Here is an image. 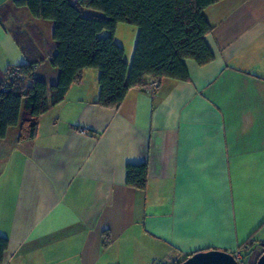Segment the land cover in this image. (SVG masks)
I'll return each mask as SVG.
<instances>
[{"label": "crops", "instance_id": "obj_1", "mask_svg": "<svg viewBox=\"0 0 264 264\" xmlns=\"http://www.w3.org/2000/svg\"><path fill=\"white\" fill-rule=\"evenodd\" d=\"M12 2L0 0V78L37 64L35 77L52 85V23ZM203 13L213 60H185L188 81L161 79L153 94L130 89L110 110L96 105L99 72L84 69L39 118L33 140L19 143V126L8 129L0 139L2 264H180L210 250L256 264L264 251V0H222ZM128 27L117 25L114 41L130 65L138 31ZM142 164L144 191L125 176L127 165Z\"/></svg>", "mask_w": 264, "mask_h": 264}, {"label": "trees", "instance_id": "obj_2", "mask_svg": "<svg viewBox=\"0 0 264 264\" xmlns=\"http://www.w3.org/2000/svg\"><path fill=\"white\" fill-rule=\"evenodd\" d=\"M219 1L13 0L15 8H26L33 18L52 23L49 65L58 71V78L47 85L35 77L37 64H29L12 66L21 79H6L12 67L7 68L0 78V139L19 126L18 142L33 140L39 118L64 100L84 69L99 72L96 105L110 110L118 109L128 91L143 87L148 79L188 81L185 60L200 67L213 60L204 40L212 27L203 11ZM119 24L138 30L130 65L114 41ZM4 81L8 84L2 90ZM125 176L128 187L146 189L145 164L127 165ZM7 249L8 241L0 238V264Z\"/></svg>", "mask_w": 264, "mask_h": 264}, {"label": "water", "instance_id": "obj_3", "mask_svg": "<svg viewBox=\"0 0 264 264\" xmlns=\"http://www.w3.org/2000/svg\"><path fill=\"white\" fill-rule=\"evenodd\" d=\"M180 264H237V262L232 254L210 250L195 253ZM256 264H264V252L258 258Z\"/></svg>", "mask_w": 264, "mask_h": 264}, {"label": "built area", "instance_id": "obj_4", "mask_svg": "<svg viewBox=\"0 0 264 264\" xmlns=\"http://www.w3.org/2000/svg\"><path fill=\"white\" fill-rule=\"evenodd\" d=\"M37 67L34 66V69H36ZM6 79H12V78H17V79H21V77L18 75L17 70L12 67L7 71L6 74ZM4 86L2 87V90L5 89V86H7L8 82L4 81ZM159 85V81L157 80H150L147 84H145L143 87L148 90L151 94L154 93V91L158 88ZM87 132L85 130H80V134L85 135ZM233 257L235 258L237 264H252L249 263L248 261H246L243 256L241 255V252L236 251L233 254ZM154 264H160V263H154Z\"/></svg>", "mask_w": 264, "mask_h": 264}, {"label": "rangeland", "instance_id": "obj_5", "mask_svg": "<svg viewBox=\"0 0 264 264\" xmlns=\"http://www.w3.org/2000/svg\"><path fill=\"white\" fill-rule=\"evenodd\" d=\"M73 2H76V0H72ZM127 26V25H126ZM130 30H133L134 32H136V28H134V27H131V26H129L128 27ZM138 31V30H137ZM127 36L125 35V38H126Z\"/></svg>", "mask_w": 264, "mask_h": 264}]
</instances>
